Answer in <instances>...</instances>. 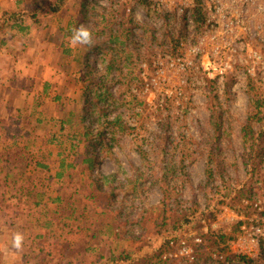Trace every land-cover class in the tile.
<instances>
[{
    "label": "rangeland",
    "instance_id": "rangeland-1",
    "mask_svg": "<svg viewBox=\"0 0 264 264\" xmlns=\"http://www.w3.org/2000/svg\"><path fill=\"white\" fill-rule=\"evenodd\" d=\"M17 1L23 2L21 9H16ZM45 1L51 4V0H0L3 2V7H0V107L1 99L8 100L6 108L0 113L5 119L14 115L12 102L24 95L14 87L6 88L4 82L1 84L8 76L10 81L12 64H9L7 56L21 50L22 46L27 49L35 47V43L31 45L33 37L25 39L21 34H26V23H34L38 31L35 24L38 15L35 12L39 4L45 6ZM64 1L80 7L85 0ZM16 12L22 14L21 19L11 16ZM101 16L98 14V18ZM121 17L126 19L124 13ZM111 20L103 19L100 25L106 43L110 42L108 48L89 55L84 66H80V57L73 53L75 67H72L71 78L56 90L74 98L75 105L69 107L73 110L79 108V114H82L83 121L78 119L77 129H71L69 133L73 136L66 137L69 143H84L79 147L81 153L74 157L80 161L84 156L88 158L86 153H90L96 163L92 174L98 178L109 177L105 193L117 195L118 200L113 207L117 209L118 216L107 220H111L113 227L120 222H124V226L118 228V237L99 236L94 240V244L99 246L98 254L85 252L90 232H81L79 227L97 230L104 227L106 218H98L96 213H92L97 204L91 201L85 203L86 209L91 210L87 213L88 217L80 215L84 204L80 196H87L95 187L89 186L91 179L81 173V168L59 167L63 156L68 158L67 153H60L59 156L51 152V179L57 172L68 173L62 182L59 180L54 184L51 180L49 191L51 199L60 196L65 201L71 200L63 204L45 202L51 216L36 214L29 217L26 210L35 200L28 198L32 178L46 179L44 176L47 174L41 173L44 170L33 171L25 164L33 154L26 155L18 148L9 147L8 144H12L10 135L6 141L0 142V159L8 161L7 168L14 172L11 177L18 180V184H14L12 178L6 180L3 177V164L0 165V264H58L61 256L60 264H89L100 257L102 260L98 264H127L123 261L111 262L112 250L117 257L132 254L139 260L135 264H184L180 259L170 263L164 260L165 256L169 258L176 254V248L170 245L171 240L176 244L181 239L187 240L197 251L201 264H214L209 261L213 255L227 257V264H264V249L257 261H237L226 247L229 241L242 234L244 224H254L259 217L264 218V172L261 169L264 122L259 121L262 117L253 107L255 91L246 85L234 92L232 82L228 81L220 99L215 84L206 79L204 87L197 93L186 85L180 104L167 102L161 108L158 98L142 90L138 72V61L142 58L132 53L130 39L125 35L121 36L122 40H116L120 42L122 55L120 52L119 56L114 55L113 51L118 50L114 42L109 41ZM33 49L18 61L31 59ZM5 53L6 58L3 57ZM24 84L20 83L21 86ZM58 91L51 93L58 94ZM60 108H53L51 112L57 114ZM219 111L223 113L220 120L223 129L221 137L216 139L217 133L213 129L216 118L213 115L217 116ZM117 118L122 127L113 125L104 130L103 123ZM33 119L35 116L31 117V108L24 109L20 118L24 127L33 129ZM51 128L61 132L60 124H51ZM83 128L84 133L88 131L86 136L79 133V129ZM251 131L255 136L261 134V137L247 134ZM74 136H77L76 139ZM76 159L68 158L66 162H75ZM210 159H218L212 167V177H209L206 166ZM112 175L116 177L111 178ZM137 178L138 184L134 185ZM70 181H73L72 186L68 185ZM44 188L45 185L39 186V189ZM15 196L22 200L8 202L11 206L8 208L6 200ZM66 203H73V207L79 208L70 220L65 217L71 215L72 206L65 208ZM98 205L101 209L102 205ZM120 209L124 211V216H119ZM49 217L57 227L53 240L64 239L65 245L28 238L29 235L34 236L33 233L41 234L36 229L38 221L42 220L43 224ZM60 220L62 222L58 223ZM14 232H22L25 237L19 251L11 247ZM195 238H200L203 245L198 246ZM38 253L40 255L36 257Z\"/></svg>",
    "mask_w": 264,
    "mask_h": 264
},
{
    "label": "built area",
    "instance_id": "built-area-1",
    "mask_svg": "<svg viewBox=\"0 0 264 264\" xmlns=\"http://www.w3.org/2000/svg\"><path fill=\"white\" fill-rule=\"evenodd\" d=\"M93 17L116 22V30L130 39V49L140 56L138 72L144 93L153 94L159 106L180 104L186 85L198 92L212 81L218 96L228 81L236 92L253 88V103L264 122V0H89ZM126 19L122 18V14ZM91 20V19H90ZM111 20V21H112ZM87 26V24L85 23ZM249 87V88H250ZM258 112V111H257ZM113 119V118H111ZM264 133V123H263ZM261 167L264 172V156ZM260 183V182H258ZM258 206V204H256ZM242 234L227 243L230 255L257 261L264 249V218L244 224ZM203 245L200 238L194 240ZM170 245L176 254L169 263L201 264L197 251L181 239ZM212 263L227 264L225 256H211Z\"/></svg>",
    "mask_w": 264,
    "mask_h": 264
},
{
    "label": "crops",
    "instance_id": "crops-1",
    "mask_svg": "<svg viewBox=\"0 0 264 264\" xmlns=\"http://www.w3.org/2000/svg\"><path fill=\"white\" fill-rule=\"evenodd\" d=\"M2 3L3 2H0V7H3ZM22 3L21 1H17L16 9H21ZM37 7L38 11L35 13L38 15V20L35 19L37 22L35 24L38 25V31H36L34 23L31 25L26 22V34H21L16 31L17 34H21L25 39L33 37L31 45L35 43V47L27 49L26 46H22L20 50L18 49L19 46H16L18 50L9 53L7 56L9 64H12V67H10V81L15 84L11 85L8 80L9 76L7 73L9 72V66L6 72L8 79L2 81L1 84L4 82L6 88L14 87L19 90V94L24 95L12 102L14 115H10L9 118L5 119V116L2 117L3 114L0 113V135L2 137L1 140L6 141L8 136L14 133L13 131H9L10 129L14 127L19 131L22 130V128L24 129L23 132L16 133L15 139L19 141L20 147L25 148L26 155L33 154L29 161H25V164L30 166L33 171L34 169L44 170L41 173L44 172L47 174V176H44L46 179L41 180L38 176L32 178L33 180L30 184V186H32L30 188L32 193L30 192L28 198H34L37 201L51 204V194L49 191L51 180H53L54 184H56L55 181L61 180L62 182V178L68 173L65 172L63 175V172H57L51 179V152L58 153L59 156L61 155L60 153H67L68 158L76 159L74 155L81 153L79 147L84 145V143L80 141H75L74 144H72L66 140L67 136H73L69 133L71 129L73 131L77 129L78 119H80V122H82L83 119L81 118L82 114H79V108L73 110L69 107L75 105V103H73L74 98L64 95L61 91L56 89L62 87V85H66L71 78L72 67L75 64L72 59L73 53L75 56L80 57V66H84L85 61H87L86 58H88L89 55L98 54V52L103 51V48L107 49L110 42L106 43V37L103 36L105 33L102 32L103 28L100 26L103 22L102 19L100 20L98 15L96 17L100 21L97 18L94 19V8L90 5L89 0L88 2L86 0L82 1V6L80 7L74 6L72 2L69 1L58 4L53 0H51V4L45 1V6L39 4ZM44 11L47 12L43 14L42 12ZM39 14L42 15L39 16ZM34 17L35 16H33V18ZM81 23H86L90 28L93 36V44L91 46L78 45L73 47L70 45L72 29L79 26ZM93 24H96L95 27L92 26ZM111 24L112 26L110 30H108L110 31L108 35L111 38L109 41L111 40V42H114L115 48L118 51H113V53L115 56H119V52L121 53L120 55H122L123 50L119 48L120 42H116V40H121L118 37L121 32L116 30V22L112 20ZM28 25H30V27H28ZM105 31L107 32V30ZM32 49L33 52L32 55H30L32 57L31 59L18 61L19 58H25ZM3 57L6 58V53ZM21 82L25 84L21 86ZM51 91H58V94H52ZM7 103L8 100L1 99V111L6 108ZM59 107L61 108L57 114L51 112L53 108L56 110ZM29 108H31V117L33 118V116H35L32 122L33 129H27L20 121L23 110H28ZM52 115L53 118L51 117ZM51 124H53V126L60 124L59 129L61 132L51 130L54 128H51ZM84 131L85 128H83V130L79 129V133H84ZM74 133L76 132L72 134ZM87 133L88 131L82 136H86ZM54 135L59 137V143L57 145H51V137ZM76 137L77 136H74L75 139ZM76 144V148H73L72 146ZM8 146H13V144H8ZM63 158L64 159L60 161V168H62L63 165L64 169L81 168L82 174L87 173L88 162H86V156L80 159V161L76 159L77 161L71 163L66 162L68 158L64 156ZM2 164L3 177H5L6 180L12 178L13 183L18 184V180L11 177L14 172L7 168L8 161L0 159V165ZM44 185V189H39V186ZM50 219L49 217L48 220Z\"/></svg>",
    "mask_w": 264,
    "mask_h": 264
},
{
    "label": "trees",
    "instance_id": "trees-1",
    "mask_svg": "<svg viewBox=\"0 0 264 264\" xmlns=\"http://www.w3.org/2000/svg\"><path fill=\"white\" fill-rule=\"evenodd\" d=\"M54 2H57L58 4H61V2H63L64 0H53ZM20 14L19 12H16L14 14H12L11 16L13 18H17V20L21 19L20 18ZM252 88V87H251ZM253 103V102H252ZM262 104L260 103H253V107L257 109L258 113L260 114V111H259V108L261 107ZM214 118H216V122L214 123V131L215 133H217V136H216V139H218L219 137H221V132H222V129H223V124L222 122L220 121L221 119H223V113L222 111H219L217 112V116L213 115ZM262 120V119H259V121ZM263 121V120H262ZM17 125V124H16ZM103 127H104V130L107 131V127L108 126H113V125H117V126H120L122 127V123L121 121L119 120V118L115 119L114 121L112 122H107V124L103 123ZM9 131H13L14 133L11 135L10 139H11V142L13 144L12 147L14 148H18L20 150H22V152L25 154V148L24 147H20L19 146V141H17L15 139L16 137V133L17 132H23L24 129L22 128V130H16L15 127L13 129H10ZM247 134H251L252 137H256V138H260L261 137V134H255L251 131ZM102 135V134H101ZM2 139L1 135H0V140ZM59 143V137L57 135H54L51 137V145H57ZM215 151L217 152H220V149H216ZM209 153L211 154V149L209 150ZM216 153V152H214ZM209 154V155H210ZM264 154V153H263ZM87 156L88 158H86V162H88V170H87V175L90 177L91 181L89 182V186H93L95 187V190L94 191H90L89 194L87 196H80V199H82L83 201V208L81 210V213L80 215H84L86 214V217L87 216V213L88 212H91V210H88V208L86 209V206H85V203L87 201H91L93 204H97L96 206V210L95 212L92 211V213H96V217H101V218H106L105 222H104V227H101L100 229H97L95 230L94 228H91V227H79V230L81 232H90V242L89 244L86 246L85 248V252L88 254V253H97L98 254V250H99V246H97L96 244H94V240L97 239L99 236H107L108 238H110L111 236H115V237H118L119 236V232H118V228H121L124 226V222H120L119 224L116 225V227L112 226L113 224L111 223V220L109 219V221L107 220V218L109 217H113L115 218L116 216V212H117V209L113 207V204L118 200L117 199V195H114L112 192L108 195H106L105 192L106 191V188L107 186L109 185V177H105V176H100L99 178L98 177H95L92 172L95 168V165L96 163L94 162L93 160V157L91 156L90 153H87ZM264 156V155H263ZM21 158L23 159L22 155H21ZM207 159H209V156H207ZM216 161H218V159L216 160H212L210 159L207 163H206V166H207V169H208V172H209V177H212V167L215 165ZM63 165V163H62ZM64 167V165H63ZM62 167V168H63ZM13 168H15L13 166ZM112 177H116V176H111ZM73 184V181H70L69 182V186H72ZM134 185L138 184V178L136 179V181L133 183ZM79 189V188H78ZM75 190V194L77 193V190ZM30 195V192L28 193V196ZM104 197H106V199H103ZM12 200H17V201H20L22 200L21 198H18L17 196L15 197H11L9 198L8 200H6L7 202V207L8 208H11L10 206V201ZM71 200V198L69 199H66V201H69ZM52 202H55L57 204H63L64 202H66L62 197L60 196H57L56 198H53L51 199ZM106 202L103 204V202ZM71 202H76V200H72ZM98 204H101L102 205V208L101 209H98L99 208V205ZM13 205V204H11ZM46 205L43 201L40 202V201H37V200H34L33 202H31V205H30V208L27 209L26 211L28 212L27 215L29 217H35L36 214H40V216H46V214L48 216H50L51 212L48 211L47 212V209L46 208ZM72 206L71 207V215L69 216V218L66 216L65 219H68L70 220V218H72V216L78 211H79V208H76V207H73V203L72 204H67L65 205V208L67 206V208H69L68 206ZM8 208H6L8 210ZM37 209H39L38 211H36ZM57 209H60V208H57ZM98 209V210H97ZM124 210V208H122ZM120 209L119 210V216H124V211ZM9 211L7 212L6 215H8ZM118 216V215H117ZM116 216V217H117ZM121 218V217H120ZM115 221V220H114ZM112 221L114 224L115 222ZM39 225L38 227L36 228L37 231H41L40 233L41 234H35L33 233L34 236L32 235H29L28 238L30 239H33V241H37V240H42V241H50L53 242V243H57L59 245H65L64 244V239H57V240H53V235L55 234L56 232V229L57 227L55 226V221L53 220H45V222H43L42 224V220H39ZM62 221L60 220L58 223H61ZM12 225V224H10ZM60 236H62V234H60ZM103 241V240H102ZM46 243V242H45ZM111 253V256H110V261L111 262H119V261H123V262H126L127 264H135L136 261H139L138 259L134 258L132 254H128L126 256H123V254H120L118 257L117 256H114V251H110ZM40 255V253L36 254V257H38ZM60 256V255H58ZM245 257L244 256H241V255H235L234 256V259H236L237 261H241L243 260ZM61 260H62V256H61ZM61 260L58 262V264L61 263ZM102 258H98L97 260L89 263V264H98L100 263L99 261H101ZM233 262V261H232Z\"/></svg>",
    "mask_w": 264,
    "mask_h": 264
},
{
    "label": "clouds",
    "instance_id": "clouds-1",
    "mask_svg": "<svg viewBox=\"0 0 264 264\" xmlns=\"http://www.w3.org/2000/svg\"><path fill=\"white\" fill-rule=\"evenodd\" d=\"M93 44V36L90 28L84 23L72 29L70 37V45L75 47L78 45L91 46ZM24 234L22 232H14L11 240V247L17 251L21 250L24 243Z\"/></svg>",
    "mask_w": 264,
    "mask_h": 264
}]
</instances>
